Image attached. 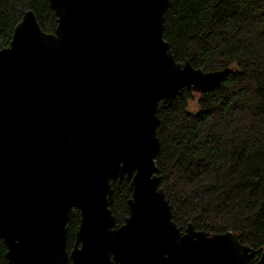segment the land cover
Instances as JSON below:
<instances>
[{
  "label": "water",
  "instance_id": "water-1",
  "mask_svg": "<svg viewBox=\"0 0 264 264\" xmlns=\"http://www.w3.org/2000/svg\"><path fill=\"white\" fill-rule=\"evenodd\" d=\"M0 50V238L9 264H249L232 232L182 229L160 187L159 106L218 89L232 68L176 60L170 0H49ZM133 190L118 225L113 183ZM81 220L73 248L68 222ZM256 264H264V252Z\"/></svg>",
  "mask_w": 264,
  "mask_h": 264
},
{
  "label": "trees",
  "instance_id": "trees-1",
  "mask_svg": "<svg viewBox=\"0 0 264 264\" xmlns=\"http://www.w3.org/2000/svg\"><path fill=\"white\" fill-rule=\"evenodd\" d=\"M54 32L49 0H0V50L9 46L24 13ZM164 38L179 62L205 71L232 68L218 89L184 90L172 106H159L156 158L160 187L173 219L210 234L234 232L241 243L264 252V0H170ZM197 111H191V104ZM111 205L118 225L129 215L133 190L113 183ZM81 220L73 209L68 248ZM0 238V264H9Z\"/></svg>",
  "mask_w": 264,
  "mask_h": 264
},
{
  "label": "rangeland",
  "instance_id": "rangeland-1",
  "mask_svg": "<svg viewBox=\"0 0 264 264\" xmlns=\"http://www.w3.org/2000/svg\"><path fill=\"white\" fill-rule=\"evenodd\" d=\"M195 97L197 98L198 97V93L197 92H195ZM190 110L191 111H194V112H196L197 111V106H196V104L194 103H192L191 104V108H190Z\"/></svg>",
  "mask_w": 264,
  "mask_h": 264
}]
</instances>
